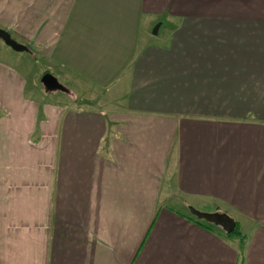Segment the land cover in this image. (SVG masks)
I'll return each mask as SVG.
<instances>
[{
	"label": "crops",
	"instance_id": "1",
	"mask_svg": "<svg viewBox=\"0 0 264 264\" xmlns=\"http://www.w3.org/2000/svg\"><path fill=\"white\" fill-rule=\"evenodd\" d=\"M0 28L72 97L0 40V264H264V0H0Z\"/></svg>",
	"mask_w": 264,
	"mask_h": 264
},
{
	"label": "water",
	"instance_id": "2",
	"mask_svg": "<svg viewBox=\"0 0 264 264\" xmlns=\"http://www.w3.org/2000/svg\"><path fill=\"white\" fill-rule=\"evenodd\" d=\"M0 40L4 44L10 47L13 51L17 53H32L30 48L23 44H19L15 41L12 35L0 28ZM41 83L44 86L45 90L48 93L53 92H64L69 93V91L59 82V80L51 73H46L41 79ZM192 214L197 217L199 220L206 221L209 224L216 225L217 227L222 228L227 234H233L236 229V223L225 213H201L197 210H192Z\"/></svg>",
	"mask_w": 264,
	"mask_h": 264
},
{
	"label": "rangeland",
	"instance_id": "3",
	"mask_svg": "<svg viewBox=\"0 0 264 264\" xmlns=\"http://www.w3.org/2000/svg\"><path fill=\"white\" fill-rule=\"evenodd\" d=\"M1 44H3V43H1ZM3 46H5V45H3ZM5 48L10 50V52L12 54H14V51H12L9 47L5 46ZM20 56H21L20 59H22V56H23V61L19 62V63H21L23 65V67L25 66L27 68V73L30 77V92L33 94L34 97H37V96L42 97V98H45V100H49V101L53 100L54 98H62L63 100H69V101L71 100L72 97L67 96L66 94H64L62 92H56V93L45 92L44 87L41 83V79L43 78V76L46 73V72H44V71H46L44 64L41 63V61L38 59L35 60V58L30 54L22 53ZM93 107H95V106L93 105ZM194 208H197V207L194 206ZM182 211H183V213L192 216V214L190 212L186 213V212H184V210H182ZM197 211H199L201 213H206V214L211 213V212H208L206 210H201V209H198Z\"/></svg>",
	"mask_w": 264,
	"mask_h": 264
},
{
	"label": "trees",
	"instance_id": "4",
	"mask_svg": "<svg viewBox=\"0 0 264 264\" xmlns=\"http://www.w3.org/2000/svg\"><path fill=\"white\" fill-rule=\"evenodd\" d=\"M220 210H221L220 208L216 209V211H220ZM225 214H227V213H225ZM195 220H196L197 222H199V224H201L202 226H205V227H208V226L211 225V224H209V223H207V222H205V221H203V220H199L197 217H195ZM226 236H227V238H235V237H239V238L241 239V242H242L243 244L246 243V240H245V238L243 237V235H242V233H241V231H240V228H239L238 224H236V229H235L234 233H233V234H227V233H226Z\"/></svg>",
	"mask_w": 264,
	"mask_h": 264
},
{
	"label": "flooded vegetation",
	"instance_id": "5",
	"mask_svg": "<svg viewBox=\"0 0 264 264\" xmlns=\"http://www.w3.org/2000/svg\"><path fill=\"white\" fill-rule=\"evenodd\" d=\"M221 213V212H220ZM225 235H226V232H225Z\"/></svg>",
	"mask_w": 264,
	"mask_h": 264
}]
</instances>
